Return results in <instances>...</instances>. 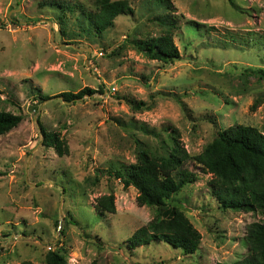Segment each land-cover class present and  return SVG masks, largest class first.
<instances>
[{
    "label": "rangeland",
    "instance_id": "rangeland-1",
    "mask_svg": "<svg viewBox=\"0 0 264 264\" xmlns=\"http://www.w3.org/2000/svg\"><path fill=\"white\" fill-rule=\"evenodd\" d=\"M128 1L134 14L99 36L84 17L97 0H0V109L23 117L0 138V264H45L50 251L68 264H231L248 254L247 227L264 223V212L222 210L195 160L233 125L264 133V0H170L171 11ZM168 16L180 51L171 64L136 46L164 35L157 19ZM85 88L96 93L55 97ZM40 125L68 155L44 145ZM171 136L198 178L171 201L202 235L193 255L159 241L130 249L156 210L100 173L135 164L141 149L166 155ZM111 194L116 213L101 214L97 199Z\"/></svg>",
    "mask_w": 264,
    "mask_h": 264
},
{
    "label": "trees",
    "instance_id": "trees-1",
    "mask_svg": "<svg viewBox=\"0 0 264 264\" xmlns=\"http://www.w3.org/2000/svg\"><path fill=\"white\" fill-rule=\"evenodd\" d=\"M163 2L165 10L171 11L170 0ZM46 6L41 2L40 6ZM134 10L128 0H97V11L86 13L91 29L101 36L112 28L116 19L122 15H132ZM164 27H169L162 36L148 42H137L139 51L154 61L171 64L180 59V51L174 42L173 19H157ZM60 19L62 34H65ZM100 92L103 93L101 89ZM96 91L85 88L76 94L64 92L55 97H62L66 102L82 99L85 95ZM51 98L43 97V101ZM144 102L134 105L141 110ZM23 117L0 109V138L22 122ZM44 145L53 148L58 156L68 155L69 148L53 132H48L40 125ZM191 158L190 154L177 137L171 136V146L166 155L141 149L137 162L116 171L100 172L120 180L125 188L133 187L138 192L137 204L156 210L155 217L146 226L137 230L128 239V247L134 249L162 242L186 255L195 254L202 242L201 233L195 228L188 217L171 201L185 185L195 183L196 174L184 169ZM195 160L202 166L203 172L212 175L210 181L212 195L219 202L222 210L244 213L264 212V133L252 126L233 125L220 131ZM115 196L113 194L97 199L96 209L101 213H116ZM246 246L248 254L245 258L231 264H264V223L254 222L247 227ZM45 264H68L66 257L57 251L46 254ZM23 264H32L24 262ZM92 264H97L94 261ZM222 264V263H220Z\"/></svg>",
    "mask_w": 264,
    "mask_h": 264
},
{
    "label": "water",
    "instance_id": "water-1",
    "mask_svg": "<svg viewBox=\"0 0 264 264\" xmlns=\"http://www.w3.org/2000/svg\"><path fill=\"white\" fill-rule=\"evenodd\" d=\"M62 98V97H61Z\"/></svg>",
    "mask_w": 264,
    "mask_h": 264
}]
</instances>
